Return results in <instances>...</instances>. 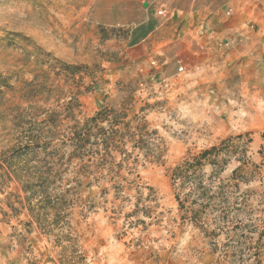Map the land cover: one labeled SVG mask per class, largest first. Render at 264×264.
I'll list each match as a JSON object with an SVG mask.
<instances>
[{
    "label": "rangeland",
    "instance_id": "rangeland-1",
    "mask_svg": "<svg viewBox=\"0 0 264 264\" xmlns=\"http://www.w3.org/2000/svg\"><path fill=\"white\" fill-rule=\"evenodd\" d=\"M96 2L0 0V156L35 188L36 174L50 173V188L67 197L42 231L15 197L18 183L2 179L0 264H264V93L242 91L240 78L232 93L225 78L170 76L134 52L148 30L136 32L131 17L117 26L113 7L98 18ZM104 108H126L127 121L141 118L161 139L162 162L138 170L141 190L126 185L118 194L76 176L73 119ZM238 136L248 150L244 180H233L235 160L221 179L241 212L206 234L182 218L172 171Z\"/></svg>",
    "mask_w": 264,
    "mask_h": 264
},
{
    "label": "trees",
    "instance_id": "trees-1",
    "mask_svg": "<svg viewBox=\"0 0 264 264\" xmlns=\"http://www.w3.org/2000/svg\"><path fill=\"white\" fill-rule=\"evenodd\" d=\"M73 101L79 106L76 97ZM135 118L138 120L137 125L127 121L126 108H104L83 122L76 121L72 116L74 124L69 133L72 148L70 157L72 162L76 161L80 166L75 172L76 176H90L97 183H108L118 194L127 189L126 185L141 190L136 181L138 170L148 164L161 163L165 151L157 132L152 131L146 121ZM242 138H229L195 156H188L172 171L176 201L184 213L182 218L206 234L215 235V231L209 230L211 226H218L217 221L221 219L228 220L232 211L236 215L241 212L239 203L233 207L229 204L228 186L221 175L235 160L240 166L234 171L233 180H244L238 179V174L248 163V150ZM49 178H52L50 173L36 174L35 188L24 182L21 175L0 156V186L4 185L1 184L2 179L18 183L23 195L16 194L15 197L19 204H24V201L28 204L30 216L42 231L50 230L52 226L43 228L44 221L52 214L60 215L57 206L67 198L66 192L58 193L57 189L50 188L47 183ZM34 202L36 212L32 207ZM142 214L151 218L152 211L146 209Z\"/></svg>",
    "mask_w": 264,
    "mask_h": 264
},
{
    "label": "crops",
    "instance_id": "crops-1",
    "mask_svg": "<svg viewBox=\"0 0 264 264\" xmlns=\"http://www.w3.org/2000/svg\"><path fill=\"white\" fill-rule=\"evenodd\" d=\"M95 9L98 18L112 9L117 26L131 17L136 32L148 30L134 52L170 76L183 75V67L208 81L225 78L228 92L240 86L247 94L264 93V0H97Z\"/></svg>",
    "mask_w": 264,
    "mask_h": 264
},
{
    "label": "built area",
    "instance_id": "built-area-1",
    "mask_svg": "<svg viewBox=\"0 0 264 264\" xmlns=\"http://www.w3.org/2000/svg\"><path fill=\"white\" fill-rule=\"evenodd\" d=\"M159 15H162L163 14V11H159L158 12ZM184 71V68L183 67H180L179 68V72H183Z\"/></svg>",
    "mask_w": 264,
    "mask_h": 264
}]
</instances>
